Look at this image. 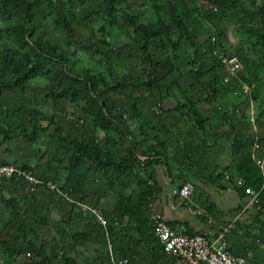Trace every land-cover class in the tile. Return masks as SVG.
Wrapping results in <instances>:
<instances>
[{
  "label": "trees",
  "instance_id": "1",
  "mask_svg": "<svg viewBox=\"0 0 264 264\" xmlns=\"http://www.w3.org/2000/svg\"><path fill=\"white\" fill-rule=\"evenodd\" d=\"M114 32L129 42H116ZM221 55L238 63L234 74ZM36 79L44 86L31 87ZM39 97L51 113L39 108ZM0 110L1 146L17 136L26 144L45 137L55 151L42 176L26 162L14 166L98 208L106 221L75 212L42 186L30 191L18 174L0 179L19 181L24 191L21 200L0 196L7 213L0 210V264H79L78 248L92 244L99 248L92 264H111L108 244L130 261L146 246L162 259L149 183L151 159L167 155L161 142L170 128L182 133L185 148L227 139L233 170L225 171L259 191L264 208L257 164L264 155V0H0ZM54 205L70 218L50 242L43 237Z\"/></svg>",
  "mask_w": 264,
  "mask_h": 264
},
{
  "label": "crops",
  "instance_id": "2",
  "mask_svg": "<svg viewBox=\"0 0 264 264\" xmlns=\"http://www.w3.org/2000/svg\"><path fill=\"white\" fill-rule=\"evenodd\" d=\"M166 107L171 108L172 105L167 104ZM204 108L203 106L202 109ZM12 123L17 126L19 122ZM170 132L163 137L164 142H161L167 147V155L151 159L155 162L151 166L153 178L149 184L156 190L151 200L152 216L159 213L180 232L201 234L211 242H215L217 247L223 244L224 249L244 258L247 264H264V208L246 210L245 204L249 196L242 189L226 183L222 177L217 179L220 171L233 170L228 154L230 146L228 140L223 138L213 141L209 137L204 142L196 140L193 145L188 143L185 148L184 140L181 138L182 133L179 135V130L176 132L173 128H170ZM188 133L192 134L193 130L191 129ZM18 139L22 141L21 137L17 136L6 145H0V163L14 165L11 163H15L16 160L14 162L10 158L9 146L16 145L15 142ZM22 143L26 146L35 144H26L23 141ZM192 149H195V153L187 157V152H191ZM48 161V159H35L29 162L22 160L31 166L35 175L41 176L44 175L43 168L47 167ZM186 183L192 184L194 191L189 199L184 200L179 195V191ZM0 184V196L3 199L9 200L15 196L21 200L24 196L19 181ZM41 202L48 204L44 200ZM101 205L103 207L107 205L105 200ZM67 212V209L65 210L61 205H54L50 208L49 219L54 217V222L58 224V227L70 218ZM0 218L3 219V217ZM69 220L73 222L74 219ZM131 235L134 238L137 237L134 231ZM220 235L223 236V241L218 240ZM127 243H124L125 248L129 246ZM93 249L97 257L99 255L98 245H94ZM136 251L131 264H170L172 259L168 255L158 259L157 254L147 246L140 247Z\"/></svg>",
  "mask_w": 264,
  "mask_h": 264
},
{
  "label": "built area",
  "instance_id": "3",
  "mask_svg": "<svg viewBox=\"0 0 264 264\" xmlns=\"http://www.w3.org/2000/svg\"><path fill=\"white\" fill-rule=\"evenodd\" d=\"M212 40L215 41V38ZM220 60L225 70L230 74H234L239 69L238 63L228 56L221 55ZM257 164L263 170L264 155L257 160ZM16 174L20 175L26 181L27 188L30 191H35L37 187L42 186L47 191L57 194L68 202L74 208L75 212L82 213L83 215L88 214L102 226L106 225L104 216L98 208L71 197L68 193L62 191L57 184L42 181L30 171H23L14 165L0 166V179L9 180ZM224 181L237 189L245 190L244 193L249 196V200L245 204L246 210L260 208L258 204L260 192L254 191L252 188H245V182L242 178L233 177L228 172H225ZM193 191V185L186 183L180 189L179 195L184 200H187L193 194ZM152 219L155 235L162 245L165 254L172 258L171 264H247L244 258L233 255L230 251L224 249L223 244L217 247L215 242H211L201 234L190 235L174 229L159 213L153 214ZM218 240L223 241V236L220 235ZM107 253L111 264H131L129 258L117 256L111 244L107 246Z\"/></svg>",
  "mask_w": 264,
  "mask_h": 264
},
{
  "label": "rangeland",
  "instance_id": "4",
  "mask_svg": "<svg viewBox=\"0 0 264 264\" xmlns=\"http://www.w3.org/2000/svg\"><path fill=\"white\" fill-rule=\"evenodd\" d=\"M226 29L228 31V36H229V39L232 43L235 42V37H234V33H233V26L230 25V24H227L226 25ZM113 39L116 41V42H119V43H127L129 42V39H128V36L126 34H121L119 32H114L113 33ZM204 38L201 37V40H203ZM44 81H41V80H38L36 79L35 81H33L30 86L31 87H43L44 86ZM37 102L39 103L38 106L39 108L44 111V112H47V113H51L52 109H51V104L49 101H45L43 100V98L39 97L37 99ZM8 105H11V103H6ZM71 106H67V110L70 111L71 110ZM44 125H46V123H44ZM17 143L16 145H11L9 146L10 147V152H9V155H10V158L15 162V163H22V160H25L27 162H29L30 160H41V159H48L50 160V158L52 157V154H54V148H52L50 145H49V141L45 138V137H42L37 143H35L34 145H25L22 143V141H20L19 139L16 140ZM15 163H11V164H14V165H17ZM63 173H59V176H60V179L58 180L59 184L61 182V178L63 177ZM107 198H105V202L107 203ZM0 210L1 212H3V208L2 206H0ZM3 214L5 215L6 217V212ZM4 219H1L0 218V230H1V227H2V223H3ZM57 225L55 222H54V217L53 219H49L48 220V224H47V234H46V237H43L44 239L47 238L48 241L50 242H53V239H56L58 240V237L56 235V229H57ZM61 246L64 248V249H67L69 250L70 247H71V242L69 240L67 241H64V240H59ZM94 245H88V246H85V247H81L79 249V251H77L78 255V262L79 264H92L94 263L95 261V253H94ZM71 253V252H70Z\"/></svg>",
  "mask_w": 264,
  "mask_h": 264
}]
</instances>
